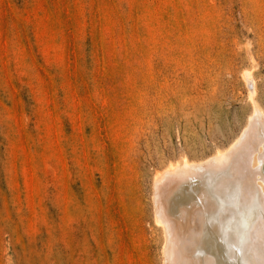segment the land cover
<instances>
[{
  "label": "rangeland",
  "instance_id": "1",
  "mask_svg": "<svg viewBox=\"0 0 264 264\" xmlns=\"http://www.w3.org/2000/svg\"><path fill=\"white\" fill-rule=\"evenodd\" d=\"M250 86L264 113V0H0V264H164L157 175L226 152ZM246 208L214 263L254 264Z\"/></svg>",
  "mask_w": 264,
  "mask_h": 264
},
{
  "label": "bare ground",
  "instance_id": "2",
  "mask_svg": "<svg viewBox=\"0 0 264 264\" xmlns=\"http://www.w3.org/2000/svg\"><path fill=\"white\" fill-rule=\"evenodd\" d=\"M245 76L248 84L254 85L253 79L250 80L253 77L247 73ZM251 86L252 116L242 135L226 152H218L211 159L201 161L197 164L199 166L185 158L168 166V171H165L168 176H163L164 172L160 173L162 176L157 175L156 180L159 176V181L154 184L153 201L157 223L165 234L164 264H216L212 260V249L207 244L209 237L206 240L203 236L207 232L206 223L213 220L215 211L222 219H229L239 212V208L247 209V206L252 208L245 215L249 219L254 218V222L251 238L243 241L246 245L244 253L246 251L254 260L252 263L264 264V113L255 100V88ZM160 176L168 178L163 180ZM191 195H196L197 199ZM221 200L226 205L222 210ZM178 201L185 203L178 205ZM175 205L179 210L175 209Z\"/></svg>",
  "mask_w": 264,
  "mask_h": 264
}]
</instances>
